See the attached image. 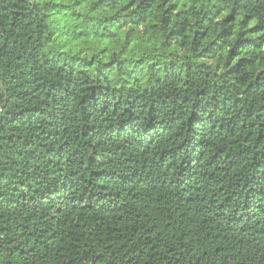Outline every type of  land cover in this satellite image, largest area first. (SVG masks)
<instances>
[{
    "label": "trees",
    "instance_id": "obj_1",
    "mask_svg": "<svg viewBox=\"0 0 264 264\" xmlns=\"http://www.w3.org/2000/svg\"><path fill=\"white\" fill-rule=\"evenodd\" d=\"M0 264H264V0H0Z\"/></svg>",
    "mask_w": 264,
    "mask_h": 264
}]
</instances>
